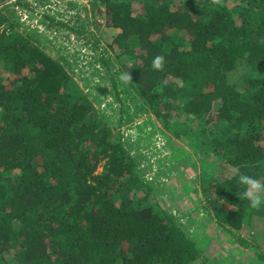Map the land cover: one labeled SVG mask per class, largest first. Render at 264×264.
<instances>
[{"label": "trees", "instance_id": "trees-1", "mask_svg": "<svg viewBox=\"0 0 264 264\" xmlns=\"http://www.w3.org/2000/svg\"><path fill=\"white\" fill-rule=\"evenodd\" d=\"M228 1L90 0L119 30L110 47L120 51L126 91L176 137L203 125L189 144L195 158L212 160L200 177L203 216L236 236L256 206L264 216L249 194L264 182V0ZM6 3L0 67L13 79L0 82V264L196 262V242L136 157ZM100 61L109 71L110 60Z\"/></svg>", "mask_w": 264, "mask_h": 264}, {"label": "rangeland", "instance_id": "rangeland-1", "mask_svg": "<svg viewBox=\"0 0 264 264\" xmlns=\"http://www.w3.org/2000/svg\"><path fill=\"white\" fill-rule=\"evenodd\" d=\"M30 1H36L37 5L30 8ZM6 8L15 12L16 20L22 24L21 31L30 32L35 38L36 34L41 35L37 38L45 52L68 68L78 90L91 96L115 137L136 157L142 178L157 189L160 204L169 209L201 251V258L193 264H264L255 255L264 254L261 208L256 206L258 211L251 225L235 233L236 236H227L215 223L205 219L203 214L210 207L206 205L200 177L211 167L212 160H198L189 145L197 139L193 133L203 125L194 121L185 126L186 133L176 137L156 119L138 93L126 91L123 82L126 75L121 60L116 57L120 51L113 52L110 47L119 30L110 27L104 6L94 7L90 0H7L2 10ZM101 58L110 60L109 71ZM2 69L0 82L8 84L13 77ZM118 72H122L120 78L115 76ZM113 76L118 88L111 82ZM180 121L186 123L184 117ZM102 171L103 164L97 173ZM249 194L256 205L262 204L264 182L250 183Z\"/></svg>", "mask_w": 264, "mask_h": 264}]
</instances>
